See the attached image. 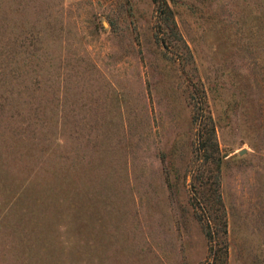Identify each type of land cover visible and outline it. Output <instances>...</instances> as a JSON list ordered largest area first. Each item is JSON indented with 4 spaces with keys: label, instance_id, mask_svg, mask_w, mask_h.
I'll list each match as a JSON object with an SVG mask.
<instances>
[{
    "label": "rangeland",
    "instance_id": "rangeland-1",
    "mask_svg": "<svg viewBox=\"0 0 264 264\" xmlns=\"http://www.w3.org/2000/svg\"><path fill=\"white\" fill-rule=\"evenodd\" d=\"M166 2L0 0V264H264V0Z\"/></svg>",
    "mask_w": 264,
    "mask_h": 264
},
{
    "label": "trees",
    "instance_id": "trees-1",
    "mask_svg": "<svg viewBox=\"0 0 264 264\" xmlns=\"http://www.w3.org/2000/svg\"><path fill=\"white\" fill-rule=\"evenodd\" d=\"M155 3V12L157 16L161 17L165 22H167V28L171 32H176L175 30V22L173 19L172 11L170 7L168 6L166 0H153ZM208 121H209V127H208V134L209 138L213 141L214 140V129L211 124V118L210 115H207ZM219 197V196H218ZM220 202L218 198V203ZM220 204V203H219ZM221 211V210H220ZM203 216H201L204 220V225H203V232L205 235V238L208 241V246H207V257H206V264H214L213 260L215 257H218L220 259L219 264H225L226 263V258H227V242L225 239V220H221V235L222 239L220 240H215L214 239V230L210 222V214H209V208L206 206L202 208ZM222 213V211H221ZM202 220V219H200Z\"/></svg>",
    "mask_w": 264,
    "mask_h": 264
}]
</instances>
